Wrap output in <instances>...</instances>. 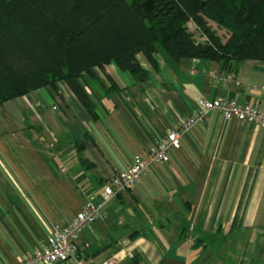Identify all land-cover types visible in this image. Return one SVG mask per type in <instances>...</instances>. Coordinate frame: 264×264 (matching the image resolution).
I'll return each mask as SVG.
<instances>
[{"label":"crops","instance_id":"0c3cea01","mask_svg":"<svg viewBox=\"0 0 264 264\" xmlns=\"http://www.w3.org/2000/svg\"><path fill=\"white\" fill-rule=\"evenodd\" d=\"M136 58L144 81L112 61L84 76L92 113L64 82L0 104V264H18L172 130L169 161L102 206L58 264H264V129L212 109L181 130L201 100L264 110V62L175 60L161 45L156 68Z\"/></svg>","mask_w":264,"mask_h":264},{"label":"trees","instance_id":"16d2710c","mask_svg":"<svg viewBox=\"0 0 264 264\" xmlns=\"http://www.w3.org/2000/svg\"><path fill=\"white\" fill-rule=\"evenodd\" d=\"M157 45L175 60L264 62V0H0V104L64 82L92 113L84 76L112 61L144 81L136 55L156 68Z\"/></svg>","mask_w":264,"mask_h":264},{"label":"built area","instance_id":"2783aa9c","mask_svg":"<svg viewBox=\"0 0 264 264\" xmlns=\"http://www.w3.org/2000/svg\"><path fill=\"white\" fill-rule=\"evenodd\" d=\"M212 109L219 110L226 118L235 117L238 121L253 123L264 129L263 109L234 99L214 98L201 100L200 107L186 118L181 130H188L193 124L203 121L205 112ZM179 136V130H172L151 146L145 155H135L125 169L105 181L97 201L88 200L64 224L50 228L44 242L18 264H58L74 258L82 229L95 220L102 219L104 215L101 207L119 192L132 189L143 172L168 162L171 152L180 146ZM100 264L113 263L107 260Z\"/></svg>","mask_w":264,"mask_h":264},{"label":"rangeland","instance_id":"374dc122","mask_svg":"<svg viewBox=\"0 0 264 264\" xmlns=\"http://www.w3.org/2000/svg\"><path fill=\"white\" fill-rule=\"evenodd\" d=\"M208 23L217 32V34L220 35L221 37H227L228 36L229 31L226 30L225 28L217 26L216 23H214L211 20H209ZM193 35L197 40H201L200 35L195 34V33H193Z\"/></svg>","mask_w":264,"mask_h":264}]
</instances>
